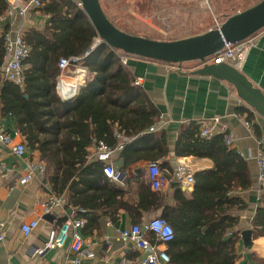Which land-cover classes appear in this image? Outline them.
Wrapping results in <instances>:
<instances>
[{
    "label": "trees",
    "instance_id": "trees-1",
    "mask_svg": "<svg viewBox=\"0 0 264 264\" xmlns=\"http://www.w3.org/2000/svg\"><path fill=\"white\" fill-rule=\"evenodd\" d=\"M38 1L37 9L47 18L42 29L30 28L23 34L29 48L23 60L24 86L0 76V113L11 115L28 149L39 152L56 193L68 191L72 203L90 209L103 206L105 214L130 211L132 205L123 198L126 190L103 175L100 162L88 161V148L93 139L113 146L116 131L135 138L133 142L140 137L149 142L143 153L152 154L157 145L161 147L157 156L165 153V131L149 130L156 122L157 109L134 83L115 49L102 41L93 46L98 35L76 0ZM6 8V0H0V17ZM8 29L0 32V67ZM70 56L79 57L77 65L87 71V78L72 101H63L55 92L57 63ZM223 137H201L195 123L178 129L175 154L208 158L214 166L194 174L189 198L178 189L175 204L169 206L161 190L152 191L140 182L136 208H161L159 217L173 228V239L167 243L169 263L235 264L234 240L225 236L236 222L227 212L234 204L228 193L248 188L250 177L246 162ZM124 151L125 147L121 154ZM253 224L254 235H264V211L256 212Z\"/></svg>",
    "mask_w": 264,
    "mask_h": 264
},
{
    "label": "crops",
    "instance_id": "crops-1",
    "mask_svg": "<svg viewBox=\"0 0 264 264\" xmlns=\"http://www.w3.org/2000/svg\"><path fill=\"white\" fill-rule=\"evenodd\" d=\"M23 1L25 0H21ZM152 1L156 0H150L148 4L153 6ZM78 3L79 1L76 0L77 5ZM78 6L81 8L80 5ZM37 7L39 6H30L23 16H9L5 10L0 17V32L6 27L9 28L7 32L11 34L20 30L25 32L30 28L42 29L47 16ZM150 9L151 7L147 8L148 11ZM132 12L134 19L141 18L135 9H132ZM104 14L109 19L105 12ZM229 15L224 14L225 18ZM148 19L143 23L138 20L135 22L141 24L142 28L147 25L160 29L154 23L151 25L152 20L148 21ZM222 20H217L215 25L197 28L189 33L185 28L178 29L175 31V37L170 38H155L142 31H129L114 25L130 34L155 40H175L201 34L219 26ZM250 39L252 44L246 53L241 72L264 93V28L251 35ZM99 42L97 38L93 46ZM126 56L124 67L134 79V83L136 80L139 81L136 85L140 86L157 109L158 115L152 132L165 131L167 147L166 152L159 156H157V152L161 151L159 145L153 149L152 154L143 153L142 148L149 142L141 137L137 138V142H133L135 138L114 132L116 143L122 138L126 140L122 150L112 155L113 166L121 173V180L110 181L126 190L123 198L132 205L131 210L119 209L113 215L112 212L105 214L107 209L103 206L90 209L72 203L68 191L64 190L60 194L54 191L48 179L46 164L44 174L35 175L27 183L20 185L18 178L23 174L27 162L41 159L38 151L28 149L24 143L14 118L9 114L0 113V136L2 133H7L12 138L8 145L0 139V264H61L69 254V240L63 247L47 250L42 255L34 254V250L46 240L48 231L59 227L64 219L70 216L72 209L76 208L84 210L76 211L74 216L83 222L82 227L78 229L83 238V248L92 253V256L83 259L81 264H137L143 257V252L132 241H122L119 238V230L133 224L145 223L161 214V208L157 210L136 208L140 197V182L145 186L149 185L151 189L146 164L153 158L151 156H155L160 170L167 178L166 186L160 189L164 194L166 205L175 204L174 194L178 193V189L183 196L189 198L194 183L186 185L176 180L175 169L179 165H185L194 178L195 173L213 169L214 166L208 158L175 154L178 129L189 123H195L200 132L201 125L209 123L214 117L218 118V122L213 127V135L231 134L232 142L228 147L234 148L246 162L250 177L248 188H238L228 193L233 197L234 204L227 212L236 219V222L225 232V236L234 240L235 264L264 263V235L255 236L253 224L256 212L264 211L262 210L264 191H261L257 179L258 170L255 160L258 152L264 153V117L249 107L229 82L211 75L194 74L193 71L200 67L197 61H186L178 65L136 55ZM58 71L55 92L61 100L72 101L79 89L85 86L87 71L77 64L64 70L58 68ZM77 86L78 88H75ZM248 113H250L249 118ZM18 143L24 144L25 147L24 152L19 156L13 152V147ZM124 147L125 151L121 154ZM93 149L94 141L88 148V161H96L92 157ZM50 197H62L64 202L45 212L44 203ZM33 220L37 221L36 227L25 234L21 230V225ZM246 230L251 231L250 243L248 237L245 238L243 234ZM147 238L152 240L150 233ZM167 246L160 244L158 249H166L171 256Z\"/></svg>",
    "mask_w": 264,
    "mask_h": 264
},
{
    "label": "built area",
    "instance_id": "built-area-1",
    "mask_svg": "<svg viewBox=\"0 0 264 264\" xmlns=\"http://www.w3.org/2000/svg\"><path fill=\"white\" fill-rule=\"evenodd\" d=\"M7 8L6 13L9 16H23L26 10L30 6H39L38 0H6ZM78 5H80L78 3ZM24 31H17L14 34L6 32L4 34V49L5 58L0 67V76L7 81L14 83L22 88L24 86V64L23 60L28 55L29 48L23 39ZM252 42L250 37L236 42H224L222 48L210 57L211 62H225L232 65L237 70L241 71L243 62L248 49ZM122 63H126V56L120 57ZM79 61V57H61L58 60V68L60 70L67 69L70 66H74ZM139 81H135L138 84ZM218 122V118L214 117L209 123L202 124L200 127V136L204 138L212 137L214 134L213 127ZM150 131L154 130L153 126L149 128ZM1 141L8 145L12 138L7 133H2L0 136ZM126 138H122L121 141L114 146H108L103 140L94 141V149L92 157L96 161L102 164L103 175L112 181H120L121 173L117 171L113 166L112 155L116 151H120L123 148V143ZM223 141L226 145H230L232 142L231 134H226L223 137ZM25 150L24 144L18 143L13 147V152L16 155H21ZM257 164V179L260 185L261 191H264V153L258 152L255 155ZM146 171L151 189L160 190L167 184V178L165 174L159 168V162L149 161L146 164ZM45 163L42 160H30L27 162L23 174L18 178V183L23 185L30 181L35 175L44 174ZM176 180L182 184L192 185L194 183L193 175L188 172L185 165H179L174 172ZM64 202L62 197H50L44 203V211L49 212L54 207L61 205ZM76 211L83 212L82 208L72 209L70 216L64 219V221L57 228H52L48 231V235L43 244L34 250V254L42 255L45 251L53 248H61L68 241L69 254L63 260L61 264H81L83 259L92 256L83 248V238L78 229L82 227L83 222L74 216ZM37 221L33 220L29 223L22 224L21 230L28 234L34 227H36ZM151 234L152 240L147 238L148 234ZM173 228L171 225L161 217H152L145 223L133 224L128 228L119 230V238L122 241H132L137 248L143 252V257L140 258L137 264H168L170 256L166 249H158L160 244H167L173 239Z\"/></svg>",
    "mask_w": 264,
    "mask_h": 264
},
{
    "label": "water",
    "instance_id": "water-1",
    "mask_svg": "<svg viewBox=\"0 0 264 264\" xmlns=\"http://www.w3.org/2000/svg\"><path fill=\"white\" fill-rule=\"evenodd\" d=\"M78 1L99 40L109 47L125 54L178 65L186 61H197L200 67L193 71L194 74L211 75L229 82L238 96L264 117V93L232 65L210 61V57L222 48L224 42L242 41L264 28V0H259L250 7L227 16L215 28L175 40H155L130 34L116 27L106 17L99 0ZM243 234L249 239L251 231L246 230Z\"/></svg>",
    "mask_w": 264,
    "mask_h": 264
},
{
    "label": "rangeland",
    "instance_id": "rangeland-1",
    "mask_svg": "<svg viewBox=\"0 0 264 264\" xmlns=\"http://www.w3.org/2000/svg\"><path fill=\"white\" fill-rule=\"evenodd\" d=\"M149 1L99 0L101 8L113 24L129 31H142L155 38L175 37V31L181 28H185V31L189 33L197 30V28L202 29L206 26L215 25L217 20L225 19V13L231 15L242 11L259 0H156L157 2L152 1L153 6L148 4ZM155 6L156 8H152ZM148 7H151L150 11L147 10ZM132 9H135V12L141 16L140 19L132 17ZM146 19L152 20V22L150 21L151 25L154 23L160 29L147 25L142 28L141 24L135 22L138 20L143 23ZM162 28L163 30H161ZM115 52L119 59L129 55L120 50ZM122 64L124 65V63Z\"/></svg>",
    "mask_w": 264,
    "mask_h": 264
},
{
    "label": "bare ground",
    "instance_id": "bare-ground-1",
    "mask_svg": "<svg viewBox=\"0 0 264 264\" xmlns=\"http://www.w3.org/2000/svg\"><path fill=\"white\" fill-rule=\"evenodd\" d=\"M78 83V82H77ZM80 83H82V82H80ZM75 88H78V86L77 87H75Z\"/></svg>",
    "mask_w": 264,
    "mask_h": 264
}]
</instances>
